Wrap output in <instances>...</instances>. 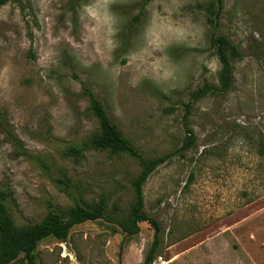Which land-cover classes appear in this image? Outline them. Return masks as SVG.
Returning <instances> with one entry per match:
<instances>
[{
	"label": "rangeland",
	"instance_id": "rangeland-1",
	"mask_svg": "<svg viewBox=\"0 0 264 264\" xmlns=\"http://www.w3.org/2000/svg\"><path fill=\"white\" fill-rule=\"evenodd\" d=\"M206 8L215 0L0 4V191L15 224L99 198L127 213L136 159L65 152L97 131L84 85L143 158L171 154L142 184L160 227L151 264H264V0H222L215 18ZM211 33L238 51L231 86L192 98L217 84ZM152 234L146 221L125 235L86 220L40 239L33 264H142Z\"/></svg>",
	"mask_w": 264,
	"mask_h": 264
},
{
	"label": "trees",
	"instance_id": "trees-1",
	"mask_svg": "<svg viewBox=\"0 0 264 264\" xmlns=\"http://www.w3.org/2000/svg\"><path fill=\"white\" fill-rule=\"evenodd\" d=\"M7 0H0V4ZM222 0H215L216 8H206L217 16ZM123 40L126 39V30L122 32ZM209 46L219 62L217 84H206L190 92V97L197 98L206 93L222 94L231 86V60L238 56V51L220 34L211 33ZM81 92L86 97L91 115L97 123V131L78 145H69L65 152L71 156H79L86 149L107 150L110 153H125L136 159L140 168L137 174L131 178V202L127 213L122 218L110 215L103 199L99 198L95 203L74 202L67 208L50 206L45 215L36 222L17 225L11 218L5 203V193L0 191V264H12L21 254L26 264H33V249L36 243L47 236L62 239L66 235L68 227L86 220L104 219L113 222L125 233L132 235L138 231V222L146 221L153 228L151 243L144 255L142 264H151L155 251L160 242V227L158 222L147 215L143 209L142 184L155 169V167L168 160L170 153L152 158H143L131 142L125 138L116 125L109 119L100 100L84 85ZM188 103L183 106L187 108ZM186 132H189L186 130ZM190 133V132H189ZM192 143L191 134L186 135L183 146L189 147ZM264 146V141L261 142ZM67 188V179H59ZM64 189V188H63Z\"/></svg>",
	"mask_w": 264,
	"mask_h": 264
}]
</instances>
